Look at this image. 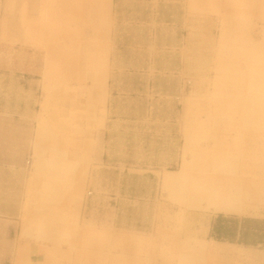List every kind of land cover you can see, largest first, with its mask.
Instances as JSON below:
<instances>
[{
	"label": "rangeland",
	"instance_id": "rangeland-1",
	"mask_svg": "<svg viewBox=\"0 0 264 264\" xmlns=\"http://www.w3.org/2000/svg\"><path fill=\"white\" fill-rule=\"evenodd\" d=\"M263 48L264 0H0V124L31 146L0 187V264H264V212L169 182L213 173L207 144H264V104L258 129L239 107ZM197 239L245 256L179 259Z\"/></svg>",
	"mask_w": 264,
	"mask_h": 264
},
{
	"label": "bare ground",
	"instance_id": "bare-ground-1",
	"mask_svg": "<svg viewBox=\"0 0 264 264\" xmlns=\"http://www.w3.org/2000/svg\"><path fill=\"white\" fill-rule=\"evenodd\" d=\"M262 53L264 52L262 51L261 55L259 54V61L262 59ZM262 67L261 64L258 68L254 67L256 68L255 73H258L256 76L257 78H255L254 83H250L249 94L247 97L243 98V101L239 103L243 115L242 126L244 125L256 129L261 127L262 118L258 111V106L264 104V85L261 84L264 82V67ZM261 114L264 116V111H262ZM237 137L239 138V136ZM236 142L237 141H235V143ZM207 145L208 147L206 146V151H204L206 153V159L203 160L207 162L213 173H207L206 171V174L204 172L202 175H194L184 179V173H186V170L183 169L178 175L171 176L169 182L175 185L178 183L183 184V186L180 187L182 189L180 191L183 192L181 194L182 196L184 192L187 191L185 194H188L192 198V202H196L198 205L203 203L205 209L210 210L213 213L215 212L216 214L241 217L258 215L261 212L263 213L264 144L257 147L253 142L243 145V142L238 141L236 144L214 145L213 143L211 145L214 146ZM61 154L60 151H56L54 157L58 159ZM194 244L198 246V249H194L191 246H185L184 252L179 254V259H184L186 262V260L196 258L195 256H197V253H202L204 255L207 252L212 255L220 256L221 254H225L226 256L228 255L229 258L231 256H245V253L244 256H241L243 255L242 252L230 249L231 246L230 248L218 245L208 247L204 241L202 242L198 239L194 240ZM255 257L257 260L258 256L256 255ZM254 262L256 261L254 260Z\"/></svg>",
	"mask_w": 264,
	"mask_h": 264
},
{
	"label": "crops",
	"instance_id": "crops-1",
	"mask_svg": "<svg viewBox=\"0 0 264 264\" xmlns=\"http://www.w3.org/2000/svg\"><path fill=\"white\" fill-rule=\"evenodd\" d=\"M1 96H2V91H1ZM0 114H3L2 102L0 106ZM10 125L11 124H8L6 126L7 128L5 129L4 128L5 124L3 123V121L0 124V167H1L0 168V187L2 188L7 182H9L10 180H13L16 175H17L16 177L20 178L21 184H22V181L26 180L25 171H23L22 168H21V171L17 170L16 171L17 173H15L9 170V168H12V166L11 165L9 166V164L11 163L17 164V165L20 164L18 166L23 167V164L21 165V163H24V159L21 156L23 155L24 151H29V149L31 148L27 140L25 144H16L14 142L10 143L9 141H7L8 138L14 137L13 131H16V129H14L15 125H11V126ZM19 209H20L19 207L14 208V210H19ZM1 210L3 211V208ZM16 226H17L16 227L17 230L20 231L22 228V224L18 222ZM3 233H1V235H3Z\"/></svg>",
	"mask_w": 264,
	"mask_h": 264
},
{
	"label": "trees",
	"instance_id": "trees-1",
	"mask_svg": "<svg viewBox=\"0 0 264 264\" xmlns=\"http://www.w3.org/2000/svg\"><path fill=\"white\" fill-rule=\"evenodd\" d=\"M225 225L224 224H222V221H218V222H216L215 224H214V226H213V230H214V232L215 233H220L221 235H219V237L220 238H226V237H224L225 236V234H223L225 231H223V230H225ZM216 235V234H215ZM228 237V236H227ZM227 240H230L229 239V237H228V239ZM237 240V239H236ZM230 241H234V240H230ZM238 242H243L242 241V237H240V238H238V240H237ZM253 244H258V243H260L261 241H257V240H255V241H251Z\"/></svg>",
	"mask_w": 264,
	"mask_h": 264
}]
</instances>
